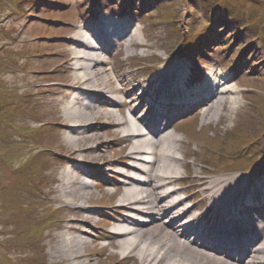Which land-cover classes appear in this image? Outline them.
Instances as JSON below:
<instances>
[{
	"label": "rangeland",
	"instance_id": "374dc122",
	"mask_svg": "<svg viewBox=\"0 0 264 264\" xmlns=\"http://www.w3.org/2000/svg\"><path fill=\"white\" fill-rule=\"evenodd\" d=\"M97 9L129 18L132 32L152 45L149 49L131 48L122 70L118 58L124 52L106 60L105 66L120 69L118 72L130 81L125 91L140 88L139 83L150 77V63L160 66L167 55L170 61L177 57L187 59L186 64L194 72L197 69L207 74L211 70L209 75L224 73L226 79L216 86L222 91L227 87L240 90V94L231 95L237 96L241 111L227 122L218 121L216 116L201 121L200 114L176 117L179 122L174 131L188 142H182L184 151L186 147L194 148L189 162L195 159L205 163L203 174L210 173L207 167L210 171L224 164L233 165L245 176L264 161V0H1L0 264H32L33 240L39 249L37 264L44 259L48 264H85L79 259L59 260L51 256L52 238L61 233L70 235L65 231L69 224L81 226L86 234L88 231L89 242L78 253L89 252L93 264H139L122 260L119 255L104 256L112 248L102 244L106 240L95 244L89 234V230L95 235L102 231L95 224L97 220L117 219L125 213L117 207L120 190L114 188L120 185L121 177L115 170L109 167L102 178L87 179L89 172L103 165V161L88 158L87 148H79L77 161L89 164L84 171L87 175L83 176L90 184L88 198L92 206L85 203L84 207L96 208L87 219L71 202L74 185L60 183V169L67 155L50 110L55 106L51 96L57 95V82L63 76L62 61L57 55L64 39L72 36L70 27L79 17ZM193 38L197 41L188 47L187 41ZM108 52L109 56L113 50ZM154 58L161 62H154ZM79 107L80 103L73 106ZM99 122V130L103 131L106 118ZM241 126L248 133L230 138L231 129ZM199 129L219 144L204 143L201 147ZM188 130L195 134L190 135ZM117 137L111 129L100 135L101 142L93 144H104V158L111 162L123 158L128 150L117 143ZM228 137L230 146L226 143ZM38 149L42 151L39 153ZM199 165L193 164L200 174ZM103 182L114 187H102ZM184 185L181 189L187 188Z\"/></svg>",
	"mask_w": 264,
	"mask_h": 264
},
{
	"label": "bare ground",
	"instance_id": "6f19581e",
	"mask_svg": "<svg viewBox=\"0 0 264 264\" xmlns=\"http://www.w3.org/2000/svg\"><path fill=\"white\" fill-rule=\"evenodd\" d=\"M85 25L83 20L72 25V36L62 42L57 56L62 61L63 76L58 79L57 95L51 96L55 106L50 110L67 155L60 169V183L74 185L71 202L86 219L93 212L84 207L91 201L90 184L83 176L85 166L77 161L79 148H87L88 158L103 161L93 172L101 177L111 161L104 158V144L93 146L101 142L100 135L113 129L119 135L117 143L128 147L116 169L124 174L116 202L127 212L107 223L110 232L104 236L112 251L104 256L119 255L139 264H264V173L254 179L228 172L201 176L189 166L190 181L199 188L194 194L206 202L200 211L199 204H187L176 186L181 177L179 167L187 166V162H179L184 150L181 138L160 121L168 118L167 109L172 106L195 105L194 114H200L201 121L216 116L218 121L227 122L241 111L237 96L231 95L239 92L230 87L219 91L216 86L224 76L209 75L211 70L207 80L202 76V83L193 86L198 77L191 79V69L183 59L164 62L139 84L140 88L125 91L130 81L119 69L105 66L102 53L105 48L117 47L127 58L131 48L149 49L152 45L134 32L121 36L120 24L96 42L86 33ZM139 99L144 104L141 108L147 107L145 116L151 115L148 120L136 115L133 103ZM81 100V107L73 108ZM117 106H125L127 113L124 115L120 108L117 111ZM102 117L107 124L100 131ZM125 161L130 172L118 165ZM65 231L71 234L52 238L51 256L93 264L89 252L78 253L89 242L85 230L69 224Z\"/></svg>",
	"mask_w": 264,
	"mask_h": 264
},
{
	"label": "trees",
	"instance_id": "16d2710c",
	"mask_svg": "<svg viewBox=\"0 0 264 264\" xmlns=\"http://www.w3.org/2000/svg\"><path fill=\"white\" fill-rule=\"evenodd\" d=\"M20 212H21V211H20ZM22 215H23V214H22ZM31 245H32V247H35V245H36V241L33 240V241L31 242ZM6 246H7L8 248H9V247H12V246H9V245H6ZM14 248H16V247H14Z\"/></svg>",
	"mask_w": 264,
	"mask_h": 264
}]
</instances>
